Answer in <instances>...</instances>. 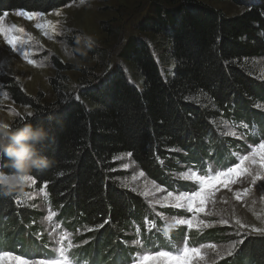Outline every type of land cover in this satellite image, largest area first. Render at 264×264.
<instances>
[{
  "label": "trees",
  "instance_id": "16d2710c",
  "mask_svg": "<svg viewBox=\"0 0 264 264\" xmlns=\"http://www.w3.org/2000/svg\"><path fill=\"white\" fill-rule=\"evenodd\" d=\"M74 1L0 0V7L8 12L47 14ZM165 1L176 9L159 8L157 21L147 23L143 30L167 43L164 60L156 59L143 40L127 49L128 64L139 82L130 81L122 69L105 84L92 75L83 81L86 87L79 93L80 100L59 93L56 103L46 104L42 95L24 93L15 79H1L16 104L34 111L12 125L30 122L52 130L50 140L40 147L56 164L32 173L34 190L47 185L52 203L63 206L69 217L75 216L77 225L89 234L104 229L120 233L127 229L130 217L142 210L138 198L120 184L123 173L118 170L117 156L129 154L151 176L164 175L163 170L170 173L177 157L190 164L195 151L205 150L207 138L210 147L216 143L211 134L217 119L239 118L255 101L264 100V85L249 67L250 60L264 56V0L244 4V13L232 18L202 0ZM68 44L75 59L84 63L99 54L98 48L81 37H70ZM54 66L59 77L64 71H88L57 60ZM57 83L51 81L58 92ZM184 150L188 155L178 154ZM8 165L7 158L0 157V171L10 173ZM26 191L17 187L10 196L0 195L2 236L9 234L7 227H27L30 216L18 202ZM18 242L26 244L27 239ZM248 242L245 255L250 264H264V238Z\"/></svg>",
  "mask_w": 264,
  "mask_h": 264
},
{
  "label": "rangeland",
  "instance_id": "374dc122",
  "mask_svg": "<svg viewBox=\"0 0 264 264\" xmlns=\"http://www.w3.org/2000/svg\"><path fill=\"white\" fill-rule=\"evenodd\" d=\"M202 1L230 18L244 13L245 5L253 4V0ZM176 7L165 0H84L83 3L77 0L32 19L18 15L20 10L8 12L0 7V27L7 35L18 36L23 41L13 50L5 34H0V120L12 124L34 113L31 107L18 105L11 99L1 80L3 77L15 79L28 96L42 95L46 104L56 103L59 93L74 95L80 100L79 93L86 87L83 81L92 79V75H97L98 82L105 84L112 74L122 69L130 81L139 82L128 64L129 46L143 40L154 57L162 61L167 43L161 36L143 31L144 26L157 21L159 8L174 10ZM4 13L6 15H2ZM38 24L42 27L38 28ZM13 26L24 32L14 31ZM72 36L84 38L99 49L94 61L84 63L75 59L68 44ZM24 51L34 64L24 58ZM55 60L88 71H64L59 77ZM249 67L254 78L264 85V56L250 60ZM88 72L90 74L85 77ZM53 79L60 83H57L60 85L58 92L51 84ZM250 107V111L238 115L239 118L217 119L211 134L217 139L216 143L210 147V138H207L205 150L195 151L190 164L177 157L176 168L170 173L163 170L164 175L151 176L129 154L117 156L118 170L123 173L120 184L138 198L142 209L130 217L127 229L120 233L104 229L102 233L99 230L95 235L89 234L77 225L75 216L69 217L63 206L52 203L47 187L34 190L33 179L18 186L27 190L18 202L27 208L30 218L26 220V228L10 226L6 237L0 234V251L21 256L30 264L35 260L58 258L59 239L64 233L67 237L63 240L64 247L78 264H122L147 249L169 250L170 241L176 247L187 242L190 247L201 248L204 259L196 264H250L245 255L246 244L250 239L264 238V234L252 232V228L264 229V180L253 184L251 176L241 175L228 188L218 184L206 192L204 212L190 210L187 201L180 202L183 207L175 206L176 196L192 195L193 188L200 191L199 181L190 173L203 175L199 172L207 170L218 175L221 170L234 167L240 156L250 154L254 147L264 142V100L255 101ZM233 132L235 135L231 134ZM178 154L184 156L188 152L184 150ZM260 170L258 164L251 166L253 173ZM181 219L191 220L192 227L177 224ZM240 224L245 227L241 228ZM24 239H27L26 244L18 242ZM137 240L141 243L137 244ZM240 240L243 243H238ZM208 244L216 248L203 247ZM0 264H16V261L0 259Z\"/></svg>",
  "mask_w": 264,
  "mask_h": 264
},
{
  "label": "snow or ice",
  "instance_id": "6c2138e0",
  "mask_svg": "<svg viewBox=\"0 0 264 264\" xmlns=\"http://www.w3.org/2000/svg\"><path fill=\"white\" fill-rule=\"evenodd\" d=\"M83 2L84 0H81V3ZM17 14L24 16L27 19H32L42 15L40 12L33 11L29 13L22 10ZM2 15H6V13ZM37 27H42V25L38 24ZM13 30L20 33L24 32L22 28L17 29L15 26H13ZM0 34H5V40L13 50L17 49L18 44L23 43V41H21L18 36L7 35L2 27H0ZM22 55L28 61V63H35V61L28 58L29 54L27 51H24ZM231 134L235 135L234 132ZM257 164L261 170L259 172L253 173L251 171V166ZM60 175H63V173H60ZM189 175H194L195 179L199 181L200 191H195V188H193L192 195L184 193L183 195L176 196L175 206L177 208L183 207L184 205L180 202L187 201L190 210L195 212H204L205 194L209 189H215L218 184H222L224 188H228L229 184L235 182V178H238L241 175L251 176L253 184H255L257 181L264 180V142H261L258 146L254 147L250 154L240 156L239 162L236 163L234 167L229 166L226 170H221L218 175L209 176L207 174V170L205 175H195L194 173H190ZM30 180H32V177ZM44 187L46 188L47 185H44ZM169 195H171V193H169ZM176 223L187 224L189 228L192 227L191 220L181 219L177 220ZM237 223L239 224V221H237ZM100 226L102 227L103 225ZM240 227L243 228L245 225L240 224ZM252 232L264 234V229L252 228ZM65 239H67V237L61 238L60 247L57 250L58 258L35 260L32 261L31 264H78V261H76L74 257H70L68 255L67 249L63 244V240ZM136 243L139 244L141 241L137 240ZM238 243H243V241L240 240ZM68 247H71V241H69ZM168 247L169 250H163L159 247H156L154 250H144L137 257H130L127 260L122 261V264H196L198 260L204 259L201 248L190 247L187 242H182L180 247H176V245L170 241ZM203 247L215 249L216 245L208 244L203 245ZM233 247H235V245H233ZM228 254L231 255V252ZM0 259H12L16 261V264H30V261L22 258L21 256H15L10 252L0 251Z\"/></svg>",
  "mask_w": 264,
  "mask_h": 264
},
{
  "label": "clouds",
  "instance_id": "9594fccd",
  "mask_svg": "<svg viewBox=\"0 0 264 264\" xmlns=\"http://www.w3.org/2000/svg\"><path fill=\"white\" fill-rule=\"evenodd\" d=\"M51 128L43 124L20 126L0 120V157L9 161L10 173L0 171V195L10 196L18 186L30 181L37 170L52 168L56 161L45 155L41 145L51 138Z\"/></svg>",
  "mask_w": 264,
  "mask_h": 264
}]
</instances>
